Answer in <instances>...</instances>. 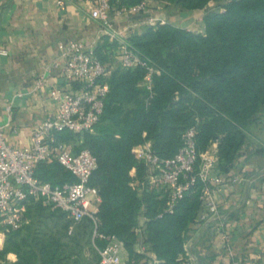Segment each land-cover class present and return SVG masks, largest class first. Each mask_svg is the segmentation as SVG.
Listing matches in <instances>:
<instances>
[{
  "label": "trees",
  "instance_id": "16d2710c",
  "mask_svg": "<svg viewBox=\"0 0 264 264\" xmlns=\"http://www.w3.org/2000/svg\"><path fill=\"white\" fill-rule=\"evenodd\" d=\"M145 1L110 0L118 9ZM159 1L182 11L223 4L205 15L204 34L169 23L130 32L128 43L157 69L153 97L142 86L145 69L108 66L111 90L94 132H66L58 138L75 143L76 151L90 150L98 160L91 186L98 188L102 199L99 230L117 235L131 261L139 263L142 256L136 253L133 230L145 206L144 237L152 254L161 264H181L188 233L200 223L202 185L180 202L173 215L158 218L165 205L160 194L147 189L140 195L130 187L133 168L140 178L146 174L136 151L150 141L156 155L172 158L185 131L194 127L199 152L218 144L215 174L229 173L236 160L251 152L249 134L264 115V0ZM116 47L105 37L95 53L107 64ZM36 176L55 185L76 181L56 161L40 165ZM26 218L21 229L6 235L3 253H14V264H99L98 253L91 250L90 220L74 224L59 210L33 201Z\"/></svg>",
  "mask_w": 264,
  "mask_h": 264
},
{
  "label": "built area",
  "instance_id": "2783aa9c",
  "mask_svg": "<svg viewBox=\"0 0 264 264\" xmlns=\"http://www.w3.org/2000/svg\"><path fill=\"white\" fill-rule=\"evenodd\" d=\"M76 0H57L58 8L65 12L69 2ZM95 5L96 17L102 25V32L111 43L117 44L114 58L120 68L131 70L142 68L146 75L142 86L153 97V76L157 69L149 60L132 48L128 43L125 30L116 26L115 19L131 15L140 16L151 13L148 2L136 6L117 8L110 0H85ZM209 9L208 12H211ZM147 26L157 27V19H150ZM65 84L70 89L53 87L50 97L57 104L58 110L41 122L32 135L29 148L17 149L8 144L3 130L0 128V235L21 229L26 223V213L30 202H41L52 210H59L74 224L90 220L94 226L93 246L97 251L99 264H124V242L115 234L102 233L99 229L101 220L97 215L102 199L98 188L91 186V178L98 168L96 156L88 149L76 151L73 142L59 140V135L69 132L81 134L94 132L104 113L105 100L110 93L108 82L109 70L96 55L80 40H69L60 45ZM2 56H8V50L0 49ZM77 89H76V88ZM196 128L185 131L182 145L174 157L162 159L153 152L152 143L145 141L136 151V159L143 164L146 174L140 178L137 169L133 168L130 176V187L143 195L144 191L155 189L160 199L165 201L163 210L158 215H173L180 202L194 188L201 184L199 201L202 212L199 221L208 223L211 220L220 221L222 215L215 201L221 177L213 178L217 167L218 156L210 150L199 152L196 140ZM146 137V134H144ZM56 161L75 179V182L53 184L36 176L37 168L42 164ZM233 182L238 183L239 178ZM145 206L134 228L137 235L136 253L142 260L133 264H161L146 243L144 232L148 218L144 214ZM231 264H242L236 258L231 248V237L223 235ZM181 264H191L194 257L190 255L187 246L180 256Z\"/></svg>",
  "mask_w": 264,
  "mask_h": 264
},
{
  "label": "crops",
  "instance_id": "0c3cea01",
  "mask_svg": "<svg viewBox=\"0 0 264 264\" xmlns=\"http://www.w3.org/2000/svg\"><path fill=\"white\" fill-rule=\"evenodd\" d=\"M162 4L148 0L152 13L161 18L163 11L157 7ZM214 5L203 10H180L169 23L204 34V17ZM135 17L117 18L116 26L126 34L141 32L145 24ZM104 39L95 5L85 0L69 2L65 12L60 11L57 0H0V49L8 50V56L0 54V128L9 145L29 148L36 127L58 110L50 97L51 89H70L63 78L60 45L80 40L95 51ZM112 59L111 70L119 66L114 55ZM249 138L250 153L236 160L229 173L212 174L223 179L215 201L224 225L220 227L218 220L202 223L198 218L200 223L192 227L185 243L194 257L191 264H231L224 234L230 235V246L242 264H264V115ZM208 150L217 153L218 144ZM235 178H239L238 183L233 182ZM5 240L6 235H0V264H14L17 256L3 253ZM123 261L133 264L126 249Z\"/></svg>",
  "mask_w": 264,
  "mask_h": 264
},
{
  "label": "rangeland",
  "instance_id": "374dc122",
  "mask_svg": "<svg viewBox=\"0 0 264 264\" xmlns=\"http://www.w3.org/2000/svg\"><path fill=\"white\" fill-rule=\"evenodd\" d=\"M224 0H222V2H223ZM216 3V5H214L213 6V8H211L212 9V11L213 10H217L218 9V7L219 6H221V4H223V3H218V2H215ZM163 6H161V7H157V9L158 10H161V11H163V14H164V16H162L163 18H161V16H159V14H157V13H155V14H153L152 13V9H150L151 10V13H149V14H143V15H141V16H138V17H135L136 18V21L137 22H140V23H142V24H145V28H146V26H147V22H149L150 21V19H157L158 20V23H160V22H165L166 24L167 23H169V18L170 17H172V16H175V15H178L179 14V12H180V9H178V8H175V7H173V6H170V7H168V6H166L165 4H162ZM170 24V23H169ZM148 27H150V26H148ZM127 35L128 34H126V37H127ZM105 37H107V36H105ZM111 43V42H110ZM118 47V46H117ZM116 47V48H117ZM113 55H114V51H112V52H110V58H109V60L107 61L108 63L106 64L107 66H109V67H111V66H114L113 65ZM216 170V169H215ZM214 170V171H215ZM214 173V172H213ZM91 250L92 251H94V252H96L97 253V251L95 250V248H94V246H93V234L91 235ZM87 254L89 255V256H91V253L90 252H88L87 251Z\"/></svg>",
  "mask_w": 264,
  "mask_h": 264
}]
</instances>
